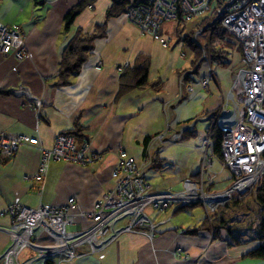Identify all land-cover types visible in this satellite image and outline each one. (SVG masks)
<instances>
[{
    "label": "crops",
    "instance_id": "1",
    "mask_svg": "<svg viewBox=\"0 0 264 264\" xmlns=\"http://www.w3.org/2000/svg\"><path fill=\"white\" fill-rule=\"evenodd\" d=\"M112 2L46 0L38 5L34 0H0V22L19 27L27 51L23 59H18L13 50L6 54L0 51V132L39 140L38 144L26 142L12 156L0 152V256L10 242L9 234L2 230L11 222L6 213L10 205L61 206L73 196L81 211L92 210L115 185L120 148L136 159L145 149L149 151L147 178L153 190L178 191L187 178L198 179L202 151L199 137L207 135L210 123L204 112L219 107L236 68L215 67V80L203 86L201 80L209 65L200 63V58L194 61L198 50L186 43L189 31L173 38L164 27L169 21L163 23L162 37L168 40L164 45L142 33L124 10L109 15ZM73 7L80 11L65 31L64 16ZM78 29L96 35L91 55L71 74L70 83L59 85L56 75L61 54ZM182 29H175L176 36ZM140 54L148 56L147 76L158 82L157 88H134L118 97L120 66H133ZM19 88L25 92L18 93ZM30 97L40 98V106L32 104ZM164 102H170L167 115ZM167 119L173 125L170 133L182 135V128L188 124L194 129L184 133V139L177 143L150 140L146 145L149 136L165 129ZM76 123L80 136L74 137L75 144L80 147L88 142L89 150L100 156L97 162L87 166L52 159L45 177L38 181L35 175L41 165L40 148L52 147L55 138ZM209 174L213 180L207 187L212 191L214 185L231 179L218 157L213 159ZM250 205L253 208L257 203L253 200ZM186 207L172 206L167 211L170 220L156 227L152 239L145 233L125 232L108 245L103 255L29 264H264V259L246 256L258 244L252 232L237 234L240 242L224 230L219 239H213L208 230L188 233L186 229L200 224L204 217L183 223L176 213ZM146 211L152 218L159 214L152 207ZM189 214L195 215L193 211ZM231 219L238 221L237 217ZM89 224L84 216H77L70 231ZM78 252H88V246H80ZM33 255V249L25 248L18 257L25 261Z\"/></svg>",
    "mask_w": 264,
    "mask_h": 264
},
{
    "label": "built area",
    "instance_id": "2",
    "mask_svg": "<svg viewBox=\"0 0 264 264\" xmlns=\"http://www.w3.org/2000/svg\"><path fill=\"white\" fill-rule=\"evenodd\" d=\"M212 9L215 10L213 22L219 21L234 35L243 51L241 64L234 71L232 83L213 118L222 131L221 156L214 153V140L207 134L201 140L198 179L187 178L178 191L153 190L147 178L151 164L149 151L145 149L143 156L136 159L121 149L114 171L115 185L96 201L92 210L81 211L73 196L61 206L10 205L6 213L11 222L2 227L10 236V242L0 256L2 264H29L49 259L61 263L85 254L103 255L108 245L125 232L145 233L152 239L156 227L170 220L167 211L172 206L202 203L210 218L218 206L254 193L264 176V0H130L125 15L142 33L166 45L168 40L162 37L163 23L177 20L180 11L187 21H191ZM205 31L206 26L195 30L193 38L203 52L199 62L209 65L201 80L203 86H208L215 79V70L198 40ZM12 50L18 59L27 55L22 31L0 22V51L6 54ZM16 91L24 93L25 89ZM30 100L36 106L41 104L40 98L30 97ZM168 127L169 122H166L165 129ZM192 127L193 124H188L182 129ZM165 132H159L151 140L168 143ZM174 134V140L181 137V133ZM26 142L38 144L39 140L23 134L0 132V152L9 156L15 155ZM40 150L41 165L35 175L38 181L45 177L52 159L88 166L100 157L89 150L88 142L79 147L74 136L67 133H60L52 147H41ZM217 157L230 172L232 182L223 190L212 191L207 187L213 180L209 170ZM148 207L158 212V216L152 218L146 211ZM77 216H84L90 224L70 231L68 227L76 223ZM83 245L88 246V252L79 253L78 248ZM25 248L33 249L34 255L20 261L18 256Z\"/></svg>",
    "mask_w": 264,
    "mask_h": 264
},
{
    "label": "trees",
    "instance_id": "3",
    "mask_svg": "<svg viewBox=\"0 0 264 264\" xmlns=\"http://www.w3.org/2000/svg\"><path fill=\"white\" fill-rule=\"evenodd\" d=\"M34 2L38 5L45 4L46 0H34ZM84 2V1H83ZM130 0H113L111 7L108 10V14H117L121 11H125L129 6ZM82 5V4H81ZM214 8V7H213ZM79 7H73L69 10L64 16V30H69L72 25L75 16L79 13ZM215 18V10H211L207 12L205 15L200 17V21L196 24L192 25L190 28V24L195 18L191 21L186 20L185 15L182 11L179 13L178 17V25L180 27L183 26L189 28V37L192 38L195 30L206 26V30H209V33L206 34V41L202 46L209 57V60L213 63H217L218 66H229L233 68H238L240 66V61L242 57V45L236 40L234 35H232L219 21H214ZM213 22V23H212ZM96 35H88L86 33H82L80 29H78L74 35L68 41L65 49L63 50L60 58L59 68L57 71V84H68L70 83V76L75 71L78 70L83 63L87 61L89 56L91 55L92 49V41ZM200 43V42H199ZM201 44V43H200ZM201 44V45H203ZM197 48L196 60L202 57V49L197 44L195 45ZM149 65V58L145 54L138 55L136 62L133 66L124 67L119 74V93L118 97L122 94L134 89V88H143V87H151L157 88L158 82L151 81L147 76V69ZM217 112V108L205 111L204 115H210L209 125L206 128L207 134H210L212 139L214 140V153L217 156H221V140H222V131L220 127L217 125L216 121L213 119ZM193 127L191 129L184 130L181 135V140L184 139V133L189 131L190 133L193 131ZM79 125L76 123L74 128L67 129L62 133L71 134L74 137L80 136ZM158 134V133H157ZM154 136V135H153ZM152 135L147 138L146 145L152 139ZM254 202L257 203L256 207H253L254 211V220L250 226V229L253 234L252 238L258 241V244L251 248L246 256L264 259V176L258 182L255 191L253 193ZM244 199H231L227 201L224 205L218 206L210 215V218L205 213L204 219L202 222L192 228H187L186 231L191 234H195L199 230H208L213 239L221 238V232L224 230L227 234L231 235L236 242H240V238L237 236L240 232L237 233L233 230L237 227L238 221H233L231 217L226 216L225 211L226 208L232 204H238ZM233 218V217H232Z\"/></svg>",
    "mask_w": 264,
    "mask_h": 264
},
{
    "label": "rangeland",
    "instance_id": "4",
    "mask_svg": "<svg viewBox=\"0 0 264 264\" xmlns=\"http://www.w3.org/2000/svg\"><path fill=\"white\" fill-rule=\"evenodd\" d=\"M198 21H200V17H198V18H195V20H193L192 22H191V24L189 25L190 26V28H191V26L192 25H194V24H196ZM166 22H168V21H166ZM188 22V21H187ZM179 25H178V19L177 20H170L168 23H166L165 25H164V27L165 28H167V30H168V33L173 37V38H179V37H181L182 35H186V32H188L189 31V28H188V26L187 27H184L183 29H182V31H181V34H177V36H176V31H175V29L178 27ZM183 27V26H182ZM206 32V34H208L209 33V30H206L205 31ZM206 34H205V36H204V38L202 37H199L198 38V40H199V42L201 43V44H203L206 40ZM171 41V40H170ZM186 43L187 44H189V45H193L194 47H195V45H197V42L194 40V38H193V35H192V38L189 40L188 39V41H186ZM202 46H204V44L202 45ZM201 48V47H200ZM201 59V58H200ZM199 59V60H200ZM208 61L210 62V64H211V66L213 67V68H215V67H217L218 66V64L216 63H213V62H211L210 60H209V57H208ZM99 63H100V61H99ZM99 63H98V65H99ZM124 67H126V66H120V70L119 71H121ZM227 67V66H226ZM237 69V68H236ZM235 69V70H236ZM234 73V72H233ZM184 74V73H183ZM186 74V73H185ZM215 80V79H214ZM213 80V81H214ZM169 105H170V102H164V104H163V109H164V113H165V115H167V111H168V108H169ZM166 122H169V127L168 128H166V129H163L162 131H160V133L162 132H165L167 135H166V137H167V139L165 140V141H168V142H173V143H177V142H179V141H182L181 140V137H179V136H177V140H174L173 138H174V136H175V134L174 133H176V132H172V133H167V131H170L171 130V127L173 126L172 125V122L171 121H169L168 119L166 120ZM207 122H209V121H207ZM165 126H166V124H165ZM203 138H205V136H200L199 137V141L201 142V140L203 139ZM163 143V142H162ZM119 150H121V148L119 149ZM230 182H232V180L231 179H229V180H226L225 181V183L224 184H220V185H214L213 187H212V189L213 190H223V189H225L226 187H228V185H229V183ZM247 197V196H246ZM249 198L248 199H246V200H243V201H241L240 203H239V206H238V204H232L231 203V205H229L227 208H226V211H225V214H226V216H228V217H237L238 218V224H237V227L233 230V233L234 232H238V231H243V232H247L248 233V235H250L249 234V232L251 231V229H250V226H251V224H252V222H253V220H254V211L252 210V208H251V206L252 205H250L251 203H252V201L254 200L253 199V195H249L248 196ZM249 201V202H248ZM186 206H189V207H186V208H184V209H180L177 213H176V217L178 218V219H182L183 221V223H185V222H187V221H189V220H194L195 222H197L198 220H200L201 218H203L204 217V215H205V211H204V209H203V206H202V204L201 203H192V204H189V205H186ZM191 211H193V214H195V215H193V216H190V214H189V212H191ZM69 228V230H72V226H69L68 227ZM27 251V250H26ZM23 255H24V253H22ZM179 255L181 254V253H178ZM22 256V255H21ZM180 256H182V255H180Z\"/></svg>",
    "mask_w": 264,
    "mask_h": 264
},
{
    "label": "bare ground",
    "instance_id": "5",
    "mask_svg": "<svg viewBox=\"0 0 264 264\" xmlns=\"http://www.w3.org/2000/svg\"><path fill=\"white\" fill-rule=\"evenodd\" d=\"M206 120H209V118L208 119H206ZM201 142L199 141V144H198V147H199V149L201 150Z\"/></svg>",
    "mask_w": 264,
    "mask_h": 264
}]
</instances>
